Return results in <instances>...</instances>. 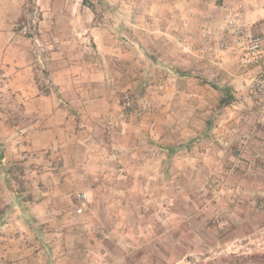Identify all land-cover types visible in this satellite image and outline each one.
I'll use <instances>...</instances> for the list:
<instances>
[{"label":"rangeland","instance_id":"374dc122","mask_svg":"<svg viewBox=\"0 0 264 264\" xmlns=\"http://www.w3.org/2000/svg\"><path fill=\"white\" fill-rule=\"evenodd\" d=\"M180 1L0 0V264L256 259L223 247L264 235L221 219L245 201L241 168L264 175V143L237 149L252 73L199 48L264 0Z\"/></svg>","mask_w":264,"mask_h":264},{"label":"built area","instance_id":"2783aa9c","mask_svg":"<svg viewBox=\"0 0 264 264\" xmlns=\"http://www.w3.org/2000/svg\"><path fill=\"white\" fill-rule=\"evenodd\" d=\"M237 8L229 13L212 35L202 40L199 50L205 52L211 61H215L220 54L229 53L240 67L249 68L252 73L250 92L257 105L264 107V16L251 20L245 8ZM247 140L244 134L240 137L239 152L246 147ZM260 157V153H255L252 161ZM74 199V210L81 213L88 199L87 193L77 192Z\"/></svg>","mask_w":264,"mask_h":264},{"label":"crops","instance_id":"0c3cea01","mask_svg":"<svg viewBox=\"0 0 264 264\" xmlns=\"http://www.w3.org/2000/svg\"><path fill=\"white\" fill-rule=\"evenodd\" d=\"M163 4L166 6L165 7L166 9H171L175 7L181 8L183 6L182 1L180 0H163L162 5ZM248 9L250 10V8ZM251 18L253 17L251 16ZM235 63L239 67L236 61ZM247 74L245 73V75ZM230 84L235 89L239 88V81L237 80H232ZM261 108H264V107H261ZM259 109L260 107L256 110L255 119H252L253 118L252 116L248 117V115L237 116L238 118H240L239 120H241L237 124L240 127H243L245 129V131H243L242 134H244L245 136H249V138H251V141L253 142L256 141L257 146L259 144L263 145L262 143H264V110H259ZM253 120H256L257 123H259V124L256 123L257 126L255 128L253 127V124L255 122ZM232 122H235V121H232ZM255 146L256 144L254 142V147ZM261 159L264 162L263 153L261 155ZM256 173L257 172L249 170V168H247L246 166H243L241 168L240 178L236 184L233 183V186L236 185L240 188L242 193L245 195V201L244 203H242L241 208L239 210L230 213V215L233 217H225V216L221 217V219L224 218V221L226 220V222L229 220H232L236 224L237 227L240 226L241 229L243 230L242 236L244 235L252 236L253 234H256V235L263 234L264 235V208H261V209L256 208L257 204H260L258 206L264 207V175L261 176V175H257ZM167 184L168 183H165L164 187H167ZM144 229H138L141 232H135L137 234L135 236L138 238V240H140V237H138V235L144 234L143 233ZM163 231L164 230L162 229L161 234H163ZM161 234L160 236H162ZM119 235H121V233H119ZM236 239L237 238H234V241H232L233 243H230V245H227V244H226L227 246L224 245L226 246V247H223L224 250L227 252L231 251L230 253H234L232 255V258L239 256V254L247 255L249 253H256V259L249 260V261H246L247 259H243V260H240L241 261L240 263L236 262L235 264H264V243H257V244L251 243V242L249 243L239 242L238 243L236 242ZM121 252L123 251L121 250ZM121 257L122 256H119V258H116L111 263L108 262L106 264H132V262H127V263L123 262V259H121ZM228 258H230V256H228ZM65 261H66L65 257H63L58 261V263L55 262V264H65ZM100 264H105V263H100ZM210 264H231V261H228L225 259V261L220 260V262H218L217 259H214V262L210 261Z\"/></svg>","mask_w":264,"mask_h":264},{"label":"trees","instance_id":"16d2710c","mask_svg":"<svg viewBox=\"0 0 264 264\" xmlns=\"http://www.w3.org/2000/svg\"><path fill=\"white\" fill-rule=\"evenodd\" d=\"M218 1H222V0H218ZM32 10H33V8H29L28 9L29 12H32ZM19 29H22L21 25H19ZM28 36H31V35L28 34ZM226 95L223 94V96L220 98V102L223 103V104H227V103L230 102V99ZM2 158H3V154H2V151L0 150V160H2Z\"/></svg>","mask_w":264,"mask_h":264}]
</instances>
